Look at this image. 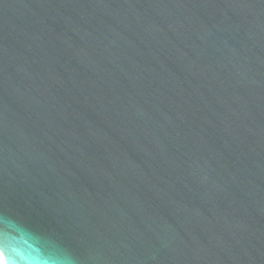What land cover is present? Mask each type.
<instances>
[{
	"label": "water",
	"instance_id": "water-1",
	"mask_svg": "<svg viewBox=\"0 0 264 264\" xmlns=\"http://www.w3.org/2000/svg\"><path fill=\"white\" fill-rule=\"evenodd\" d=\"M4 264H264V0H0Z\"/></svg>",
	"mask_w": 264,
	"mask_h": 264
},
{
	"label": "bare ground",
	"instance_id": "bare-ground-1",
	"mask_svg": "<svg viewBox=\"0 0 264 264\" xmlns=\"http://www.w3.org/2000/svg\"><path fill=\"white\" fill-rule=\"evenodd\" d=\"M0 264H4V259H3L1 252H0Z\"/></svg>",
	"mask_w": 264,
	"mask_h": 264
}]
</instances>
